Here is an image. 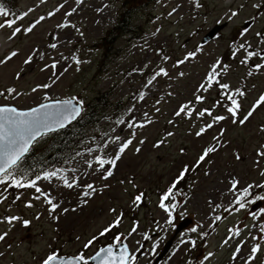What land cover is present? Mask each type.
I'll use <instances>...</instances> for the list:
<instances>
[{
    "label": "rangeland",
    "instance_id": "obj_1",
    "mask_svg": "<svg viewBox=\"0 0 264 264\" xmlns=\"http://www.w3.org/2000/svg\"><path fill=\"white\" fill-rule=\"evenodd\" d=\"M84 0L78 5L76 0H47L41 4L40 0H0V5L6 7L16 15L34 9L22 23L26 26L37 19L40 15L47 16L49 11L61 4L65 8L57 13L54 18H48L43 22L33 34L29 36L21 35L14 41L8 40L9 30H0V56L12 49L22 53L21 57L9 64L7 67H0V90L7 87H16L22 93L16 100L8 101L0 99V104L11 103L17 108L27 109L34 107L44 100L45 93L55 99H67L75 97L82 105L86 106L85 114L94 115V120L87 125L82 134V141L78 151L68 156V160L59 168L57 177L44 180L43 177L37 182L44 192L50 193L54 201L59 202L61 207L59 221H53L48 213V205L41 198L34 199L36 193L34 189L11 188L6 193L7 199L0 202V217L20 216L28 219L31 224L24 228L20 223H16L9 230V226L0 223V234L9 232L6 241L0 242V264H40L46 253L52 249H57L64 256L75 255L82 250L83 243L90 239L112 222L116 214L124 213V218L119 229H114L106 238H101L97 244L86 251V255L91 256L96 247L112 242L113 235L118 231L127 236L131 230L133 222H138L139 227L136 233L128 237L130 251L136 253L137 241L146 245L145 252L151 249L155 241H159L156 254L160 251L165 240L170 238L173 229L165 225L166 214L158 207L160 195L170 185L171 181L178 175L181 167L185 163H191L200 153L202 147L211 143V137L218 132V128L209 132L203 139L189 135V125L186 122H178L176 127L169 125V119H173V111L179 103L192 98L195 86L201 81L211 62L224 56L227 59L228 44L235 37L237 30L244 20L249 18L254 10L250 4L241 13V16L234 23L217 24L216 21L224 16L227 8L231 5L235 7L240 0H200L202 8L195 9L191 0ZM125 18L131 19V27L134 34H121L111 47L106 51L101 48L100 40L105 33L110 30L118 19L127 10ZM107 5V7H105ZM137 6V7H136ZM77 8V12L70 18L64 17V11ZM173 8L176 11L171 16ZM100 9V11H97ZM127 12V11H126ZM4 18L0 17V22ZM65 19L75 24L79 32L74 28L56 29V24L64 22ZM225 24L227 26H225ZM216 30L215 35L204 44L203 52L198 53V58L190 63L173 68V63L182 59L186 52L192 51L197 44H202L205 35L212 29ZM264 28V18L256 24V30ZM159 29V31H157ZM83 33V36L80 33ZM49 33L59 35V51L47 49L50 41ZM219 36L220 39L215 37ZM195 37V38H193ZM252 40V36L247 37ZM70 41V42H69ZM254 43V41H253ZM32 47L47 50L50 56L60 59V53L71 57H76L83 62L77 66L68 61H61V71L66 64H72L52 88L39 90L32 93L31 89L37 84L51 83L48 79L50 72L42 73L39 68L29 73L23 80L14 81L13 73L21 67V61ZM168 56L167 62L162 57ZM44 62H50L46 59ZM38 62V63H44ZM225 76L224 82L233 87H245L242 78L247 69L236 65ZM148 65L147 68L144 66ZM165 67L170 72L172 79L161 78L158 84L152 88L151 92L144 89L145 79L158 67ZM144 69L143 74L138 71ZM183 71L185 75L180 77L178 72ZM249 94L244 104L245 109L254 101L260 92H264V72L254 73L253 77L247 79ZM255 84V88L251 86ZM146 92L144 101L139 100L138 93ZM174 93L171 98L166 94ZM107 95V109L97 116V96ZM164 96L159 105L161 111H154V103L157 98ZM217 99L216 91L207 94V103L204 106H211ZM100 107V105H99ZM129 109H132L130 112ZM149 113V118L154 122L139 129H133L137 135L134 143L118 161L114 177L104 181L100 178V173L94 171L95 156L103 155L109 158L115 154L117 144L113 143L116 136L121 139L129 137V129L126 124L118 121H128L134 117L137 122H142L145 118L143 112ZM220 114H226L222 109H216ZM264 125V108L260 109L245 127H236L229 123L221 126L228 129L225 140L227 146L218 153L212 154L210 162L205 163L199 170L191 172L187 176L186 193L187 203L177 211L183 212V218H190L195 226L203 225L200 229L207 232L205 240H199L196 234L186 232L182 237L188 239L197 238V249L190 257L202 260L207 253L213 255L208 261L202 264H244V259L249 255V249L253 243L249 239V231L253 235H258V231L253 227L257 223L248 213L264 208V201H257L259 206L249 205L246 210L233 212L231 215L223 209L230 207L234 196L228 191L229 181L232 176L240 180V188L248 184H264V177L259 175V169L253 164L255 150L260 143H264V132H260V127ZM174 132V136L168 138V143L160 149H155L152 144L160 139L165 131ZM195 130V129H194ZM53 136L48 134L40 139L33 146V151L40 157L48 154ZM145 140L144 145H139V140ZM107 144L108 147L103 146ZM142 147L141 153L135 152V147ZM183 147L186 151L181 154L179 149ZM91 150V151H90ZM244 157L242 161L234 159V153ZM88 163L93 164V168H88ZM57 170V169H55ZM54 170V171H55ZM208 172L209 175H205ZM17 173H20L18 166ZM64 176L69 182L78 181L77 186L69 189L64 186L60 176ZM124 181V183H120ZM129 181H133L136 187H132ZM92 183L97 188L86 205L78 207V202L83 198L81 193L83 186ZM184 181L181 182V184ZM105 184L109 186L104 187ZM190 187H189V186ZM0 185V191H3ZM183 189V186L180 185ZM188 188V189H187ZM127 189V191H125ZM144 192V203L136 208L132 204V196ZM253 194L264 195V189L255 188ZM19 195L20 199L15 197ZM252 197H249L251 199ZM185 197H177V200H184ZM220 204L221 208L215 213L211 212L208 201ZM33 204L32 208L25 207L27 202ZM63 208H69L68 213H63ZM75 208L76 211H71ZM115 208L116 213L109 211ZM225 216L217 225L209 227L214 215ZM39 216L40 219H36ZM183 218H178L183 219ZM159 222V227L157 226ZM241 227L242 235L237 240H248V244L242 249L240 259L232 263L230 260L235 249L236 240L229 246H222L223 239L229 228ZM247 226V227H244ZM189 227L188 229H190ZM148 233L162 234L153 237L151 241H144L142 236ZM77 237L80 239L78 240ZM11 245L9 248L8 246ZM199 246V247H198ZM264 247V242H262ZM188 245H181L175 249V255L165 260L162 264H177L183 259ZM155 255H141L136 264H151ZM230 259V260H229ZM253 264H264V253L258 254V259Z\"/></svg>",
    "mask_w": 264,
    "mask_h": 264
},
{
    "label": "snow or ice",
    "instance_id": "obj_2",
    "mask_svg": "<svg viewBox=\"0 0 264 264\" xmlns=\"http://www.w3.org/2000/svg\"><path fill=\"white\" fill-rule=\"evenodd\" d=\"M47 0H40L41 4H45ZM66 2V0H65ZM192 5L195 9L203 7L200 0H191ZM78 5L84 3V0H76ZM250 4L251 8L254 10L250 13L249 18L244 20L241 27L237 30L235 37L232 38L231 42L228 44L227 59L234 62L236 65L247 69L246 73L242 78V83H245V87H233L231 84L224 82L226 74L229 69L232 68L233 64L231 62H225V57L215 58L208 69L206 70L201 81L195 86L192 92V98L186 100L185 102L179 103L177 108L173 111V119L168 120V124L176 127L178 122H186L189 125L188 132L189 135L196 137L197 139H203L209 132L219 129L218 132L211 137V143L207 146L202 147L198 156L191 163H185L182 165L178 175L171 181L167 190L164 191L159 198L158 207L163 210L166 214L165 225L171 228L177 227V219L183 218L184 213L179 212V208H183L187 203L186 193L180 188L181 182L185 181L186 177L191 173L199 170L205 163L210 162L212 154L218 153L221 149L227 146V141L225 137L227 136L228 129L222 127L224 123H229L236 127H245L254 118L255 114L262 108H264V92H260L259 95L254 99V101L245 109L244 104L246 98L249 94V88L247 87V79L253 77L254 73L264 72V28L256 30V24L260 18H264V0H240L238 4L229 6L224 13V16L217 20V24H224L225 21L228 23H234L241 16L244 9ZM107 7V5H105ZM65 8V4H59L55 10L49 11L47 16L40 15L37 19L30 22L26 26L22 21L29 16L34 9L29 8L28 11L20 14L14 15L8 11L4 6L0 5V17L4 19L0 22V30H9L10 34L8 40L14 41L21 35L29 36L33 34L34 31L48 18H54L57 13L61 12ZM97 11H100L98 9ZM176 8H173L172 12L168 15L171 16ZM77 12V8L73 7L71 10L64 11V17L70 18ZM225 26H227L225 24ZM74 28L79 32V28L75 24L65 19L64 22L56 24V29H68ZM159 31V29H157ZM83 36V33H80ZM252 36V40L247 39V37ZM50 41L47 43V49L58 52L60 44L59 35L55 33H49ZM195 38V37H193ZM220 39L219 36L215 37ZM254 41V43H253ZM70 42V41H69ZM204 44H197L192 51L186 52L182 59H178L173 63V68H179L182 65L190 63L192 60L198 58V53L203 52ZM22 53L16 49L8 51L6 54L0 56V67H7L9 64L13 63L15 60L21 57ZM60 59H56L55 56H50L47 50H41L38 47H32L25 54L21 61V67L13 73V80L20 81L23 80L26 75L39 68L42 73L50 72L48 79L51 83L37 84L31 89L32 93H36L39 90H48L52 88L53 85L60 80V78L68 72L72 64H66L63 66L61 71V61H68L71 59L72 63L77 66L76 70L79 71V65L83 62L81 59L73 54L71 57L65 56L60 53ZM46 59L50 62H44ZM164 62L171 59L168 56L162 57ZM44 62V63H38ZM145 68L148 65L144 66ZM141 74H143L144 69H139ZM180 77H183L185 73L183 71L178 72ZM161 78L172 79V76L167 68L158 67L157 70L153 71L150 76L145 79L144 89L151 92L152 88L155 87ZM255 88V84L251 86ZM212 91H216L217 99L212 102V105L204 106L207 103V94ZM16 87H7L0 90V99L8 101L16 100L21 96ZM174 95L172 92H168L166 96L171 98ZM139 100L144 101L146 98V92L140 91L138 93ZM164 99V96L157 98L154 103V111L160 113L161 109L159 105ZM44 100L45 103H40L35 107H30L27 109H19L11 103L0 104V185L4 186L3 191H0V202L7 199L4 195L10 188L16 189H34L36 195L34 199L43 200L48 205V213L53 221H59L61 205L59 202L54 201L50 193L44 192V190L38 186V181L41 179L40 176L34 179H25L22 176H18L17 170L20 161L23 159L26 153L30 151L35 143L51 132H55L58 129L64 128L67 124L75 120L81 112V104L75 97L70 99H53L51 96L45 93ZM75 101V103H74ZM216 109H222L226 114H220ZM131 112L132 109H129ZM143 117L145 118L142 122H137L134 117H131L128 121L120 120L118 123L126 124L129 129V137L126 139H121L120 136H116L113 139V143L117 144L115 149V154L109 158H105L103 155L95 156L94 171L100 173V178L104 181L109 180V178L114 177L115 170L117 169L118 161L121 160L122 156L126 153V150L134 143V138L137 135L133 129L145 128L151 125L154 121L149 118V113L147 111L143 112ZM195 129V130H194ZM260 132H264V125L259 129ZM175 134L172 131L166 130L163 136L156 140L152 147L155 149H160L168 143V138L173 137ZM139 145H144L145 140L141 139L137 142ZM107 148L108 145L103 146ZM91 151V150H90ZM185 149L181 147L179 152L185 154ZM136 153L142 152V147H135ZM234 159L236 161H242V157L239 152L234 153ZM253 164L259 169V175L264 177V143H260L255 150V158ZM88 168H93L92 163H88ZM59 169L51 172H45L43 175L44 180H50L53 177H57ZM205 175H209L205 172ZM63 181L64 186L71 189L77 186L78 181L69 182L64 176H60ZM124 183V181H120ZM132 187H136L133 181H129ZM240 180L235 176H232L229 181L228 191L234 196V199L230 207L223 209L224 212L231 215L233 212H240L241 210H246L249 205H255L257 201H264V195H254L253 190L255 188L264 189V184H248L242 189L240 186ZM109 185L105 184L104 187L107 188ZM84 190L78 195L83 199L78 202V207L86 205L88 199L92 197L94 193H97V188L92 183H88L83 186ZM127 191V189H125ZM145 193L139 192L132 196V204L139 208L145 200ZM185 197L184 200H177V197ZM249 197H252L249 199ZM16 200L20 199V196L15 197ZM211 212L215 213L217 209L221 208L220 204H214L211 200L208 201ZM25 207L32 208L33 204L29 201L25 204ZM63 213H68L69 208H63ZM71 211H76L75 208ZM110 212L116 213L115 208H110ZM255 221L256 224L253 227L258 231V235H253L249 231V239L253 241L250 249L249 255L244 259V264H253L254 261L258 259V254L264 253V247H262V242H264V208H258L257 211H249L248 213ZM124 213L120 212L116 214L111 223L104 227L98 235H93L85 243H83L82 250L71 256H64L61 251L57 249H52L50 252L46 253L44 258L40 261V264H136L140 255H155L156 249L159 245V241H155L147 252L146 245L140 244L137 241L136 253L130 251L128 243L126 240L137 232L139 224L138 222H133L131 230L128 232L127 236L123 233L116 232L112 237V242L99 247L94 254L91 256L86 255V251L93 248L101 238H106L114 229H119L123 222ZM36 219H40L39 216ZM226 219L222 215H214L213 220L209 227L217 225L221 220ZM0 223H4L9 226V230L15 226L16 223H20L24 228H28L31 221L28 219H23L20 216H5L0 217ZM159 227V222H157ZM203 225L193 226L189 229L190 233L196 234L199 240H204L208 236L207 232H202L200 229ZM247 227V226H244ZM9 232L5 231L0 234V242L6 241ZM242 230L240 226L235 228H229L227 234L223 239L222 246H229L232 241L236 240L235 249L233 251L232 259L237 260L240 257L242 249L248 244V240H237L241 237ZM197 238L181 239V245H188L190 249H195L197 247ZM79 240L80 238L77 237ZM144 241H151L153 239L148 233H144L142 236ZM9 248L11 245L8 246ZM3 255V253H0ZM175 255V253H173ZM213 254L211 252L207 253L203 257L204 261H208ZM171 258V257H170Z\"/></svg>",
    "mask_w": 264,
    "mask_h": 264
},
{
    "label": "trees",
    "instance_id": "obj_3",
    "mask_svg": "<svg viewBox=\"0 0 264 264\" xmlns=\"http://www.w3.org/2000/svg\"><path fill=\"white\" fill-rule=\"evenodd\" d=\"M132 1V3H135L136 0ZM127 7V12L125 11L123 15L118 19L117 23L101 38L100 46L105 51L113 45V43L121 34L130 33L135 35V31L131 27V19L125 18V16H127L128 14V10L131 8V3H129ZM95 101H97L98 116V114L103 113V111L107 109L106 104L108 102V96L99 95L97 96V99ZM94 117V115L91 116L90 114L82 115L78 120H76L64 130L52 134L53 140L50 147L48 148V154L45 157H40L33 151V149L29 151L28 154L20 162L19 176L30 180L34 179L37 176L43 175L45 172H49L55 168H60L63 165V162L68 159V156L76 152V149L84 140V138H82L84 136V134H82V130L87 125H90L92 123ZM186 182L187 177L184 183L181 184L183 186V189L180 187L183 192L186 191ZM167 188L165 189V191L167 190Z\"/></svg>",
    "mask_w": 264,
    "mask_h": 264
},
{
    "label": "water",
    "instance_id": "obj_4",
    "mask_svg": "<svg viewBox=\"0 0 264 264\" xmlns=\"http://www.w3.org/2000/svg\"><path fill=\"white\" fill-rule=\"evenodd\" d=\"M215 33H216V30L213 28L212 30H210L206 35H205V37L203 38V40H202V43H206L207 41H209L211 38H213V36L215 35ZM75 103V102H74ZM78 118V117H77ZM76 118V119H77ZM75 119V120H76ZM75 120H72L71 121V123L73 122V121H75ZM71 123H69V124H71ZM69 124H67L65 127H67ZM64 127V128H65ZM64 128H62V129H64ZM62 129H58V130H62ZM259 204V203H258ZM258 204H256L255 205V208H257L259 205ZM191 223V221L189 220V219H184V220H182L180 223H179V225L177 226V228H176V232L175 233H177V232H179L180 230H182L184 227H186L188 224H190ZM171 242L172 241H169L165 246H164V248H163V250L161 251V253L157 256V258L155 259V261H154V263L153 264H156L158 261H160L163 257H164V255L167 253V251H168V249H169V247H170V245H171Z\"/></svg>",
    "mask_w": 264,
    "mask_h": 264
},
{
    "label": "flooded vegetation",
    "instance_id": "obj_5",
    "mask_svg": "<svg viewBox=\"0 0 264 264\" xmlns=\"http://www.w3.org/2000/svg\"><path fill=\"white\" fill-rule=\"evenodd\" d=\"M187 231V230H186ZM186 231H184V232H186ZM184 232H182L181 234H179L178 236L180 237L181 235H183L184 234ZM178 240V237H177V239L175 240V242ZM172 250V249H171ZM171 250H170V252H171ZM170 252H169V254L167 255V257H166V259L168 258V256L170 255ZM184 259H185V257L183 258V259H180L179 261H177V264H187L186 263V261H184ZM184 261V262H183ZM191 264H197L196 263V260L195 261H193V262H191Z\"/></svg>",
    "mask_w": 264,
    "mask_h": 264
}]
</instances>
